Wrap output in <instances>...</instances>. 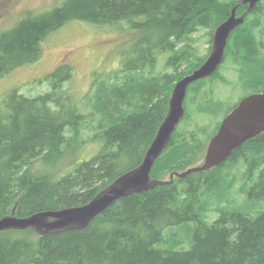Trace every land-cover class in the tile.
Here are the masks:
<instances>
[{"label":"trees","instance_id":"16d2710c","mask_svg":"<svg viewBox=\"0 0 264 264\" xmlns=\"http://www.w3.org/2000/svg\"><path fill=\"white\" fill-rule=\"evenodd\" d=\"M237 2L66 0L0 34V77L36 60L47 35L72 19L127 22L121 30L139 37L124 50L120 69L101 74L80 100L65 86L73 75L68 65L46 76L50 91L29 96L14 89L0 98V218L84 204L140 165L168 113L175 84L208 57L195 45L206 38L211 44ZM230 65L236 66L232 79L222 74ZM219 82L239 90L227 96ZM263 88L260 0L230 36L218 71L190 85L185 116L152 178L200 162L239 100ZM84 131L94 132L95 144L89 145ZM87 144L97 146L92 156L83 151ZM239 165L245 166L240 176L230 177L229 168ZM0 264H264V133L209 171L175 176L116 201L84 229L49 235L32 228L2 231Z\"/></svg>","mask_w":264,"mask_h":264},{"label":"water","instance_id":"95a60500","mask_svg":"<svg viewBox=\"0 0 264 264\" xmlns=\"http://www.w3.org/2000/svg\"><path fill=\"white\" fill-rule=\"evenodd\" d=\"M260 0H238L231 15L215 30L212 51L192 73L174 86L169 110L140 165L132 168L102 188L88 202L56 210L40 211L25 217L15 214L0 218V232L32 228L40 235L86 228L97 216L116 201L135 193H143L159 185L173 182L175 176L183 178L190 173L209 171L225 162L245 141L264 133V89L243 97L223 119L217 133L209 141L204 161L181 172H173L170 179H154L151 172L173 134L185 116V100L190 84L213 75L225 59L226 47L236 28L244 23L248 13ZM241 6L245 12L237 14Z\"/></svg>","mask_w":264,"mask_h":264},{"label":"rangeland","instance_id":"374dc122","mask_svg":"<svg viewBox=\"0 0 264 264\" xmlns=\"http://www.w3.org/2000/svg\"><path fill=\"white\" fill-rule=\"evenodd\" d=\"M65 1L0 0V34L11 30L27 16L47 13ZM122 26L127 27L128 23L124 22L122 25L116 26V24L99 23L86 19L69 20L48 34L42 41L40 56L36 60L21 65L0 77V98L14 89H18V91L29 96L50 91L51 86L47 83L46 76L58 67L68 65L72 69L73 75L72 79L65 83V86L73 92L72 95L74 94L80 100L88 91H91L101 74L103 76L113 75L115 71L120 69L121 56H123L124 50L139 39L135 32L122 31ZM202 34L203 32H196L194 35L200 36ZM212 42L211 44L208 43L207 38L205 40L200 39L197 45L201 49L195 45L196 50L204 57L209 56L212 51ZM164 62L165 58L163 57L161 64ZM235 67H231V65L230 68L224 67L222 74L230 79L234 78V73L231 70L235 71L233 69ZM219 90H223V93L228 96L229 92L233 90L236 92L239 87L231 88L219 82ZM83 135H85L88 143L92 142L93 131L86 133L84 131ZM82 148L84 152L87 150L85 155L92 156L97 146L90 147L87 144ZM83 151H79L78 154H83ZM204 158L196 165L201 164ZM68 162L69 160L64 161L62 167L66 166ZM242 168L245 169V166L239 165L233 169L230 167L232 172L230 177L240 176ZM169 177L167 175L163 179H169ZM236 187L240 188L241 182H237ZM216 216V213L212 214L211 218ZM208 219L210 220V218Z\"/></svg>","mask_w":264,"mask_h":264},{"label":"flooded vegetation","instance_id":"af4514ba","mask_svg":"<svg viewBox=\"0 0 264 264\" xmlns=\"http://www.w3.org/2000/svg\"><path fill=\"white\" fill-rule=\"evenodd\" d=\"M244 7H245V6H244ZM263 89H264V88H263ZM263 89H262V90H263ZM262 90H261V91H262ZM261 91H258V92H261ZM258 92H254V93H258ZM248 95H249V94H248ZM245 96H247V95H245ZM245 96H244V97H245Z\"/></svg>","mask_w":264,"mask_h":264},{"label":"bare ground","instance_id":"6f19581e","mask_svg":"<svg viewBox=\"0 0 264 264\" xmlns=\"http://www.w3.org/2000/svg\"><path fill=\"white\" fill-rule=\"evenodd\" d=\"M243 7H244V6H243ZM217 25H218V24H217ZM217 71H218V70H217ZM217 71H216V72H217ZM216 72H215V73H216ZM215 73H214V74H215ZM214 74H213V75H214ZM211 76H212V75H211ZM209 77H210V76H209ZM169 179H170V178H169ZM213 196H214V195H213Z\"/></svg>","mask_w":264,"mask_h":264}]
</instances>
